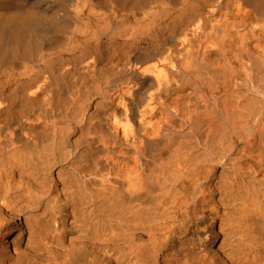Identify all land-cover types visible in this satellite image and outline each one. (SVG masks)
<instances>
[{
  "label": "bare ground",
  "instance_id": "6f19581e",
  "mask_svg": "<svg viewBox=\"0 0 264 264\" xmlns=\"http://www.w3.org/2000/svg\"><path fill=\"white\" fill-rule=\"evenodd\" d=\"M0 264H264V0H0Z\"/></svg>",
  "mask_w": 264,
  "mask_h": 264
},
{
  "label": "rangeland",
  "instance_id": "374dc122",
  "mask_svg": "<svg viewBox=\"0 0 264 264\" xmlns=\"http://www.w3.org/2000/svg\"><path fill=\"white\" fill-rule=\"evenodd\" d=\"M77 212L79 213V211H77ZM77 212L74 213V214H76V218L74 217V215H73L72 213H69L71 217H70V216H66L65 218H68V217H69L68 220H79V219L82 220V219H81V218H82V214H80V215L78 216V215H77V214H78ZM40 216H42V215H40ZM40 218H41V217H40ZM83 220H87V218H85V216H83ZM201 232H202V231H200L199 234H201Z\"/></svg>",
  "mask_w": 264,
  "mask_h": 264
}]
</instances>
